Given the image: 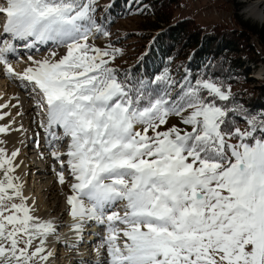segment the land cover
<instances>
[{"label": "snow or ice", "instance_id": "1", "mask_svg": "<svg viewBox=\"0 0 264 264\" xmlns=\"http://www.w3.org/2000/svg\"><path fill=\"white\" fill-rule=\"evenodd\" d=\"M111 8L0 0V76L28 94L33 143L53 161L70 218H45L26 194L21 148L8 147L26 136V112L19 97H0V264H54L64 227L74 250L96 237L94 259L78 264H264V112L216 72L122 71ZM148 9L127 0L125 14ZM49 43L48 55L32 54Z\"/></svg>", "mask_w": 264, "mask_h": 264}, {"label": "trees", "instance_id": "2", "mask_svg": "<svg viewBox=\"0 0 264 264\" xmlns=\"http://www.w3.org/2000/svg\"><path fill=\"white\" fill-rule=\"evenodd\" d=\"M104 1L99 0L103 2L101 8L112 5L110 19L114 23L110 30L120 20L133 16L147 22L146 52L135 66H118L122 71L151 78L166 68L177 81L185 75L193 78L216 72L221 78H229L231 91L242 105L264 112V81L250 86L249 78L251 66L255 69L264 62V51H257L252 43L255 39L264 49V26L259 28L241 19L237 25L215 24L206 31L194 17H176L183 0H143L149 6L143 15H126L127 0Z\"/></svg>", "mask_w": 264, "mask_h": 264}, {"label": "rangeland", "instance_id": "3", "mask_svg": "<svg viewBox=\"0 0 264 264\" xmlns=\"http://www.w3.org/2000/svg\"><path fill=\"white\" fill-rule=\"evenodd\" d=\"M107 1L108 0H105L104 2ZM257 1H262V0H183L182 6L180 7V9L176 11V17L177 18H181L185 16L194 17L205 28L206 31H209L211 27L215 24L237 25L238 23L237 21L241 19L248 20L251 23L256 24L259 28H261L264 26V19L255 17L248 12L249 6ZM102 3L103 2L99 3V5H101ZM160 24L163 25V23ZM110 31L112 32L111 40L119 41L118 43L115 44V46L120 48L123 52V56L117 59L116 66L117 67L129 66L132 64L135 66V63L139 60L141 55L146 52V47L148 46L147 35H146L148 29H147L146 19L137 16L125 18L120 20L115 26H113ZM96 43L97 45L103 46L108 43V40L105 39L104 37H100L96 41ZM252 43L255 45L257 51H261V52L264 51V49L261 46H259L258 42L255 39L252 40ZM48 50L51 51L53 49H47V51ZM249 78L251 79L250 86L263 84L262 81H264V62H262L255 69H252L251 66ZM0 82L3 85H5V89L7 88L9 89V91L7 90L8 93L13 94L15 90H17L16 96L18 95L20 101L24 99L21 96V93L23 91H21L20 88L15 83L10 82L8 79L2 76H0ZM243 88L244 87H241V89ZM23 120L26 124L27 120L29 119L25 120V118H23ZM172 123H178V121L173 120ZM240 126L243 128L246 125L243 122H241ZM32 145L34 146V144ZM34 148L37 149L36 147ZM44 160L41 159L40 161H38V164L40 166L44 165ZM26 181H27L26 187L28 185L33 187L34 184H37V182H39L40 180H36V181L34 180L36 183L33 181V178L29 179V181L28 180ZM41 184L42 183H40V185ZM65 191L67 193L68 189L65 188ZM44 199L45 200L49 199V195L45 194ZM54 249L57 251V247H54ZM63 250L62 252L64 253ZM62 252L58 254V256H60L59 261L61 264H63V260H65L64 258H62L63 256V254H61Z\"/></svg>", "mask_w": 264, "mask_h": 264}, {"label": "bare ground", "instance_id": "4", "mask_svg": "<svg viewBox=\"0 0 264 264\" xmlns=\"http://www.w3.org/2000/svg\"><path fill=\"white\" fill-rule=\"evenodd\" d=\"M248 12L255 17L264 19V0L257 1L253 3L252 5H250ZM47 49H53V46L51 43H49V45L39 46V52L38 53L34 52L32 54H34L36 58H41L44 55H48L50 50L47 51ZM62 51L63 50L61 49L60 52L62 53ZM16 67L19 70L23 68L24 65L18 64L16 65ZM1 82H0V97H3L4 100L6 101L10 97L16 96L17 90H15L13 94H10L8 93L9 89L8 88L5 89V85H3ZM21 96L24 98L21 101L23 104L22 110L26 112L24 118L25 120L29 119L27 120L26 124L24 120L22 121V123L23 125L25 124L26 127L24 126V128L27 129L28 131H27L26 136H20L19 134H13L11 137H9L8 147L10 150L17 148V147L21 148L20 159L24 161V165L19 170L20 174L24 175L25 179L28 181L31 178H33V181L40 180L39 182H37V184H34L33 187H31L30 185L26 187V194L33 196L35 200L37 201L38 208H39V214L45 216V218L62 220V222L66 224L69 222L70 218L64 215V211H65L64 196L61 194L60 186L56 182V178L51 171V165L53 161L50 158H45V160L43 159L45 166L44 165L40 166L38 164V161L41 160L40 159L41 157L39 155L41 149L40 148L35 149L34 147H36V145L35 143H33L34 139L36 138L35 134L38 131L35 125L31 124V116L27 114L28 110L31 107V101L28 99V94L25 91L21 93ZM27 105L30 107H28ZM12 113L13 115H15L14 109L12 110ZM20 139L25 140V144L27 145L26 147H22L20 145L19 143ZM32 144H34V146H32ZM28 172H29V175H28ZM40 183L42 184L40 185ZM64 192L66 193L65 189H64ZM45 194L49 195V199L47 200L44 199ZM60 236H61V242H54L53 247H57L58 254L62 252V250L64 249L63 250L64 253L63 252L61 253L63 254L62 258L65 259L63 260V264H78V262L82 259L85 261L89 259H94V254L91 253L90 242L96 240L95 236H88L83 244L78 245V250L68 248L62 242L65 239L67 240L72 239V233L69 231L67 227L60 229ZM59 259H60V256L57 257V259L54 261V264H61Z\"/></svg>", "mask_w": 264, "mask_h": 264}]
</instances>
